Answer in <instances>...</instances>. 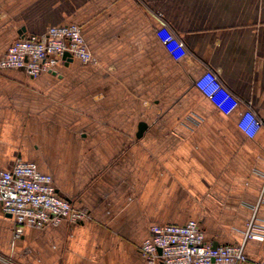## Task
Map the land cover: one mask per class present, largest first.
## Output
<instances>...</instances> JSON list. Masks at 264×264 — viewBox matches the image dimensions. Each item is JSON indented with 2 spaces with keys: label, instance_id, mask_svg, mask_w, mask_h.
<instances>
[{
  "label": "crops",
  "instance_id": "crops-1",
  "mask_svg": "<svg viewBox=\"0 0 264 264\" xmlns=\"http://www.w3.org/2000/svg\"><path fill=\"white\" fill-rule=\"evenodd\" d=\"M70 23L96 62L66 59L37 77L0 68V170L35 162L90 212L77 224L25 228L18 242L35 240L32 264H147L139 247L151 226L197 220L213 245L239 244L253 219L263 239L246 241L243 264H257L264 0H0V58L18 37ZM164 24L185 42L184 59L158 39ZM209 69L240 98L233 114L194 85ZM248 102L263 121L254 138L237 125ZM12 228L0 209L5 255Z\"/></svg>",
  "mask_w": 264,
  "mask_h": 264
},
{
  "label": "built area",
  "instance_id": "built-area-1",
  "mask_svg": "<svg viewBox=\"0 0 264 264\" xmlns=\"http://www.w3.org/2000/svg\"><path fill=\"white\" fill-rule=\"evenodd\" d=\"M156 35L177 61L189 51L185 42L168 24L157 28ZM82 62H96L79 24L70 23L48 27L41 34L18 37L0 58L1 69H24L31 77L52 71L65 61V53ZM194 85L223 113L233 114L241 105L240 98L223 82L214 70H207ZM237 125L248 137L254 138L263 126L251 103L240 114ZM0 209L13 222V244L23 236L27 227L45 229L63 222L77 224L89 218L85 207H77L61 196L53 177L40 171L35 162L16 159L7 169L0 170ZM248 239H263L255 220L248 224L242 243H221L215 247L206 239L197 220L185 224L151 226L149 236L139 251L147 264H243ZM264 264V258L257 261ZM0 264H20L12 254L0 253Z\"/></svg>",
  "mask_w": 264,
  "mask_h": 264
},
{
  "label": "rangeland",
  "instance_id": "rangeland-1",
  "mask_svg": "<svg viewBox=\"0 0 264 264\" xmlns=\"http://www.w3.org/2000/svg\"><path fill=\"white\" fill-rule=\"evenodd\" d=\"M19 240H17L15 242V244H13V233L12 234L10 233L11 244L10 245L8 244V246L6 248H4L5 251H3V253L6 252L9 255L12 254L14 256V258H16V257L21 258L22 257V258H24V260L26 259V261L29 262V264L30 263L32 264V262H31L32 259H34L35 257H39V255L35 252V251H37L35 240L32 239L31 241L27 242L28 244H30L32 246V248L30 246H26V245H28L27 243L23 244L22 242L21 243L18 242ZM31 249L33 250V252L31 251ZM42 251H43V248H42ZM30 252H32V253H30ZM42 255H43V253H42ZM45 259L48 261V256Z\"/></svg>",
  "mask_w": 264,
  "mask_h": 264
},
{
  "label": "water",
  "instance_id": "water-1",
  "mask_svg": "<svg viewBox=\"0 0 264 264\" xmlns=\"http://www.w3.org/2000/svg\"><path fill=\"white\" fill-rule=\"evenodd\" d=\"M64 58L67 59V60H72L73 59L72 56L69 53H67V52L64 54ZM146 126H147L146 123H141L140 124L138 136H141V134H142L143 130L146 128ZM7 216L10 217V215H7ZM214 246L216 247L217 244H214ZM161 264H163V263H161Z\"/></svg>",
  "mask_w": 264,
  "mask_h": 264
}]
</instances>
